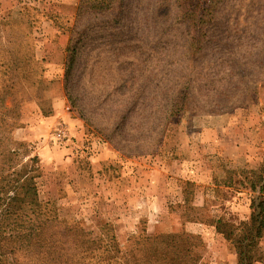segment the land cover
I'll use <instances>...</instances> for the list:
<instances>
[{
    "label": "rangeland",
    "instance_id": "rangeland-1",
    "mask_svg": "<svg viewBox=\"0 0 264 264\" xmlns=\"http://www.w3.org/2000/svg\"><path fill=\"white\" fill-rule=\"evenodd\" d=\"M77 3L0 0V116L18 119L23 161L38 159L39 197L73 235L68 262L96 237L126 251L185 220L247 222L253 192L227 182L202 129L225 117L214 125H236L264 165V0H123L80 17ZM201 233L197 264L236 263L223 234ZM252 250L264 264V231Z\"/></svg>",
    "mask_w": 264,
    "mask_h": 264
},
{
    "label": "trees",
    "instance_id": "trees-1",
    "mask_svg": "<svg viewBox=\"0 0 264 264\" xmlns=\"http://www.w3.org/2000/svg\"><path fill=\"white\" fill-rule=\"evenodd\" d=\"M120 1L123 0H78L76 15L80 17L85 13L110 11L116 7L114 3ZM25 56L22 55V59ZM22 59L16 57V61H13L16 66L11 68L14 65L12 63L7 68L12 71L22 69L17 63H21ZM5 115L2 113L0 116V264H70L65 253L73 235L70 230L62 229L65 219L58 215L54 202L39 197L38 179L41 173L38 159L32 156L23 161L27 155L19 151L23 143L10 136L12 128L18 126L19 121L14 117L8 120ZM225 173L227 182L238 183L240 187L253 192L249 205L250 217L247 222H241L230 231L224 227L230 228L231 224L221 217L213 224L216 231L233 244L235 264H254L259 261V257L252 247L264 231V165L225 168ZM236 229L242 232L237 237L232 235ZM110 236L112 241L106 237H96L81 243L79 252H87L91 256L87 259L81 256L76 264L199 262V256L195 253V248L201 243L199 235L181 228L153 234L139 233L133 236L136 246L126 251L117 247L113 234ZM78 237H85L83 230H80ZM97 251L101 254L96 259L99 254Z\"/></svg>",
    "mask_w": 264,
    "mask_h": 264
},
{
    "label": "crops",
    "instance_id": "crops-1",
    "mask_svg": "<svg viewBox=\"0 0 264 264\" xmlns=\"http://www.w3.org/2000/svg\"><path fill=\"white\" fill-rule=\"evenodd\" d=\"M52 117L54 118V116H49L46 119H50ZM224 118L225 117L209 119L208 123L203 127L202 140L204 145L207 144L208 148H211L212 152L219 153L225 159L223 160L225 163L224 169L240 168L245 165H250L248 163H252L254 166L256 164H260L261 159L258 156L259 155L258 150L262 149V147H260L259 149L258 146H256V144H254L253 146L252 143L243 142L241 139L239 140L238 138L241 135H239L238 133L239 128L236 125L235 127L232 125H228L227 127L225 125H221L220 127L214 125L215 123H218V121L216 120L223 119L222 121H224ZM230 122H233V120H231ZM234 122H239V121L237 120ZM261 145L264 147V143ZM191 171H193V173H197V170H195V172L194 170ZM210 172L212 173L213 171ZM209 178L211 179L208 180V182L213 181V176L211 177L209 176ZM200 189L202 190L199 191ZM208 190H213V188L204 189V185L198 187L197 193L199 194L200 198L199 200H195L193 202L194 206L199 208L204 206L205 198H207L208 196L207 194ZM237 193L238 195H240L242 192L238 191ZM180 194L181 195L183 194V189L180 190ZM180 228L186 230L187 232L190 233L192 232L197 235H202L201 232L203 228L209 229V231H211L213 234L216 235L221 234L216 231L213 223L201 222L199 220H185L184 223L181 222Z\"/></svg>",
    "mask_w": 264,
    "mask_h": 264
},
{
    "label": "built area",
    "instance_id": "built-area-1",
    "mask_svg": "<svg viewBox=\"0 0 264 264\" xmlns=\"http://www.w3.org/2000/svg\"><path fill=\"white\" fill-rule=\"evenodd\" d=\"M54 134L56 137L64 139L68 137L70 133H69V129L67 126L59 125L58 127L55 128Z\"/></svg>",
    "mask_w": 264,
    "mask_h": 264
}]
</instances>
